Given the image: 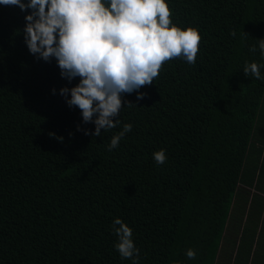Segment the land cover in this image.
Returning <instances> with one entry per match:
<instances>
[{
  "label": "trees",
  "instance_id": "1",
  "mask_svg": "<svg viewBox=\"0 0 264 264\" xmlns=\"http://www.w3.org/2000/svg\"><path fill=\"white\" fill-rule=\"evenodd\" d=\"M166 3L198 29L196 63L165 62L99 137L59 95L78 78L30 54L26 12L0 4V264H133L115 248L117 217L138 264H264V79L243 73L255 62L264 77V0Z\"/></svg>",
  "mask_w": 264,
  "mask_h": 264
},
{
  "label": "clouds",
  "instance_id": "2",
  "mask_svg": "<svg viewBox=\"0 0 264 264\" xmlns=\"http://www.w3.org/2000/svg\"><path fill=\"white\" fill-rule=\"evenodd\" d=\"M0 4L26 12L23 36L30 54L45 62L54 59L61 78L69 84L78 78L71 87L62 86L59 95L69 108H79L84 124H94L92 131L77 125L84 135L99 137L101 130L116 128L121 109L137 106L122 97L136 92V100H143L147 94L140 88L153 84L165 62L183 58L188 64L196 63L198 29L172 23L166 0H0ZM258 43L264 56V38ZM250 51L255 52L256 46ZM261 67L246 63L243 73L264 79ZM131 130V124H124L111 137L108 151L117 148ZM153 158L157 164L167 161L163 149L154 152ZM112 231L121 258L138 264L140 250L133 242L132 229L117 217ZM186 255L196 258L192 249Z\"/></svg>",
  "mask_w": 264,
  "mask_h": 264
}]
</instances>
